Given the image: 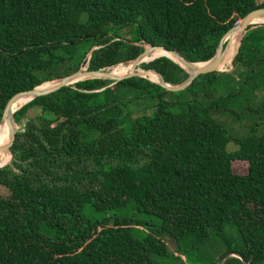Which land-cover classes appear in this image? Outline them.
I'll return each mask as SVG.
<instances>
[{"label": "trees", "instance_id": "obj_1", "mask_svg": "<svg viewBox=\"0 0 264 264\" xmlns=\"http://www.w3.org/2000/svg\"><path fill=\"white\" fill-rule=\"evenodd\" d=\"M257 8L264 0H0V120L11 96L77 71L92 47L89 71L132 62L141 43L203 63ZM231 64L236 77L199 75L178 92L85 79L16 110L22 127L0 167V264H158L168 240L173 261L195 263L211 236L223 255L264 264V24L245 28ZM138 67L171 86L187 77L165 57ZM143 99L155 100L150 112L132 117ZM244 111L254 124L232 139L218 116Z\"/></svg>", "mask_w": 264, "mask_h": 264}, {"label": "water", "instance_id": "obj_2", "mask_svg": "<svg viewBox=\"0 0 264 264\" xmlns=\"http://www.w3.org/2000/svg\"><path fill=\"white\" fill-rule=\"evenodd\" d=\"M255 21H264V8H257V9H254V10L248 12L236 25H234L232 28H230L220 38L213 56L208 61L203 62V63H190V62H187L182 56H180L178 53H176L174 51H169V50H166L162 47H154V46L146 45L147 49L142 50V52L136 58H134L132 60V63L134 65H138L139 60L143 55L148 54L152 50H161L162 52L167 54V56L163 55L161 57H165V58L169 59L170 61H172L173 63L177 64L187 74V77L182 82H180L179 84L174 85V86H171V85L164 83L161 76L157 72L152 71V70H147V71L142 70V72L143 73H147V72L151 73L157 79L156 82H153V81L145 78L144 76L141 75L140 72H135L134 70L127 73V74H124L122 76H112L103 70L89 71V70L85 69V70H83V72H81L78 69L77 71H75L71 74H68L66 76H63V77L55 80V82L49 88H46L43 90H37V87H35L31 90L18 92L16 94H14L13 96H11L9 98V100L5 104L2 115H1L0 124L3 122V124L6 127L7 142L5 145L0 146V152L7 151L9 153V149L12 146L14 138H15L16 127L14 128L15 123L13 121L12 114L16 110H18L21 106L9 115H6V113L17 100L28 99L27 102H29L30 100H32L36 97L51 94V93L59 90L60 88L66 87L68 85H71L73 83H76L78 81H82L85 79H90V80L91 79H99V80H105V81H110V82L116 83V82H119L121 80L129 79L132 77H137V78L147 79L148 81L158 85L164 91L178 92V91H181V90H184L185 88H187L197 76L219 71L218 67L222 63L223 57L227 51V47H226V45H224V42H223L225 37L229 34H234V33L239 35L238 41H237V46H236V49L234 51V54H235L237 51L238 45L240 43V38H241L245 28L249 25L258 24V23H255ZM261 24H264V22H261ZM144 45L145 44L141 43V45H140L141 48ZM95 49H96L95 47L90 48V50L88 51V58L87 59H89L91 52ZM232 59H233V57H232ZM232 59H231V61H232ZM197 64H200V66H196ZM82 75H84L85 78H83L81 80H77V78H79ZM230 257L237 258L238 260L241 261V264H250L249 262H245L241 258V256H239L235 253H232V252L224 254L217 261V264H221V262L223 260L230 258Z\"/></svg>", "mask_w": 264, "mask_h": 264}, {"label": "rangeland", "instance_id": "obj_3", "mask_svg": "<svg viewBox=\"0 0 264 264\" xmlns=\"http://www.w3.org/2000/svg\"><path fill=\"white\" fill-rule=\"evenodd\" d=\"M262 1L263 0H258V2H262ZM258 24H261V23H258ZM145 49H147L146 45H144L142 47V50H145ZM227 51H229V50L227 49ZM227 51L225 53V57L228 55ZM87 58H88V53L85 54V56L81 59V62L78 65V69H84L86 67V63H84V62H86ZM129 63H131V62H129ZM120 65L121 64H118L115 67L112 66L108 69H105L104 71L106 73L114 72L115 70H117L119 68ZM133 70L135 72H140L142 76L148 78L151 81L156 82V79L152 75L143 73L142 70L139 69L138 65L136 67H134V69L133 68H132V70L130 69L127 73H129L130 71H133ZM239 71H240V67L239 66L232 67V64L230 61L229 65H226L224 68H222V70H219L217 72L229 74V75H232L233 77H236V74ZM54 82H55V80H52L50 82H45V83L52 85ZM176 96H177V99H179V100L185 99L184 94H180V95H176ZM260 96H261V94H258L257 99L253 102V105H256V102L260 101ZM154 103H155V100L152 101V99H145V100L143 99L140 101V103H138V106L137 105H131L130 107H132L134 109H136V108L141 109L140 112H138V111L133 112L132 117H135V116L142 114V113L148 114L150 112L152 106L154 105ZM37 113H38L37 109H31V110L26 112V118H32ZM244 113L245 114H242L240 117H237V118L228 116L226 114H225V116H222V115L218 116V120H219L220 124L222 125V127L224 128V130L226 131L227 135L230 138L241 139V138L246 137L249 134V131L251 130L256 117L254 114H251L248 111H244ZM15 127H16V131H20L22 126L15 125ZM235 148H236V146L233 144V142H229L226 145L227 151H233ZM8 163H9V161L7 162V164ZM233 166L237 169V171H234V173H237V174H244L245 173V169H246L245 163L235 162V163H233ZM7 195H8V193H7L6 189L3 188L2 186H0V198H4ZM144 221L152 223L153 219L145 218ZM167 249H168V257L169 258L166 261L165 260L164 261H157L158 264H203V263H209L208 261H213V260H217V259L219 260L223 256L224 245L222 244V242L219 239L211 236L210 241L203 248H201L198 251V255H197V257H198V256H203L204 254H207V258H201L202 259L201 262L196 261L195 263L187 260L185 256H180V262L179 261H173L172 256H175V255L173 254L174 246H173L172 241H169V240L167 241Z\"/></svg>", "mask_w": 264, "mask_h": 264}, {"label": "bare ground", "instance_id": "obj_4", "mask_svg": "<svg viewBox=\"0 0 264 264\" xmlns=\"http://www.w3.org/2000/svg\"><path fill=\"white\" fill-rule=\"evenodd\" d=\"M264 21H255V23H261ZM238 34H230V36L227 38L228 41V47L227 49L229 51L228 55L225 57H223L222 63L220 64V66L218 67V70H222V68H224L226 65H229L233 55H234V51L236 49L237 46V41H238ZM167 56V54H165L164 52H162L161 50H152L151 52H149L146 55H143L138 63L139 64H143V63H147L149 61L154 60L155 58H159L161 56ZM137 65H134L132 62L131 63H126V64H121L119 66V68L117 70H115L114 72L108 73L112 76H122L124 74H127V72L132 68L134 69V67H136ZM196 66H200V64H197ZM113 69V68H112ZM81 72H83V70H80ZM140 71V70H139ZM131 72V71H130ZM85 78L84 75L80 76L79 78H77V80H81ZM51 85L48 83H44L41 86L37 87V90H43L46 88H49ZM28 101V99H19L17 100L12 106L11 108L7 111L6 115L11 114L12 112H14L17 108H19L20 106L24 105L26 102ZM7 142V132H6V127L3 124V122L0 124V146L5 145ZM10 159V154L7 151H3L0 152V167L4 166L7 164V162Z\"/></svg>", "mask_w": 264, "mask_h": 264}, {"label": "built area", "instance_id": "obj_5", "mask_svg": "<svg viewBox=\"0 0 264 264\" xmlns=\"http://www.w3.org/2000/svg\"><path fill=\"white\" fill-rule=\"evenodd\" d=\"M88 60V59H87ZM87 60H86V62H84V63H86V66H87ZM86 69V67L84 68V69H79V70H85Z\"/></svg>", "mask_w": 264, "mask_h": 264}]
</instances>
